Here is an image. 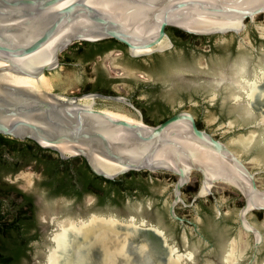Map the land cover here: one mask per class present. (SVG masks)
<instances>
[{
    "label": "water",
    "instance_id": "obj_1",
    "mask_svg": "<svg viewBox=\"0 0 264 264\" xmlns=\"http://www.w3.org/2000/svg\"><path fill=\"white\" fill-rule=\"evenodd\" d=\"M263 12L264 0H0V135L32 140L63 160L82 157L95 175L109 180L131 171L178 169L172 171L179 178L169 212L181 223L191 222L176 214L179 199L182 205L200 202L219 177L244 195L239 218L245 226L251 208L264 210L255 175L227 145L199 129L192 113L180 111L150 126L122 96L61 95L40 81L61 66V54L76 43L115 39L132 56H145L166 49L168 27L205 37L239 33L243 21ZM259 87L264 88V81ZM252 105L260 109L264 100L257 98ZM189 170L201 172L204 182L185 202L180 195ZM56 226L48 253L56 246ZM122 228L128 240L132 235L146 239L140 249L144 264H167L169 245L160 229L135 217ZM92 248L86 250L84 264H102V249L93 255Z\"/></svg>",
    "mask_w": 264,
    "mask_h": 264
},
{
    "label": "rangeland",
    "instance_id": "obj_2",
    "mask_svg": "<svg viewBox=\"0 0 264 264\" xmlns=\"http://www.w3.org/2000/svg\"><path fill=\"white\" fill-rule=\"evenodd\" d=\"M244 24L245 28L239 33L193 39L182 38L169 29L167 34L173 45L164 51L131 58L125 46V51H105L91 63H85L77 53L82 43H76L78 45L70 46L61 54V66L46 73L49 90L61 95L89 93L97 83L95 77L103 72L115 80L112 96H122L132 103L133 93L139 90L140 100L146 105L150 99L144 85H160L154 87L151 98L161 99L165 106L147 109L145 113L140 110L144 122L154 126V122L162 120L169 110L172 114L180 111L192 113L202 130L239 156L255 175L258 189L264 193V127L258 125L264 117V107H259L260 110L249 105L246 94L234 83L235 74L241 67L245 68V76L251 81L258 70L264 68V12L254 19H246ZM69 60L72 63L65 65L64 62ZM235 94L243 96L241 101H234ZM252 134L256 137L248 143L247 139ZM42 155L49 161L60 157L56 151H46ZM7 157L11 158L10 155ZM18 158L22 165L30 160L29 156L21 153ZM3 177L5 187L14 185L33 198L35 215L39 220L35 231L37 238L30 239L28 256L21 264H46L48 250L52 246L50 237L57 228L52 218L56 222L67 219L88 221L93 215L118 219L121 233L125 232L122 225L128 224L132 217L138 222L147 221L165 233L169 248H175L178 255L185 257L184 264H227L226 251L234 240L239 245V252H243L234 264H264V210L253 208L245 216L262 235L259 240L257 233L240 221L244 195L225 181L217 180L211 193L200 202L182 205L179 199L176 214L191 222L181 223L174 220L169 212L175 201V186L179 178L169 170L139 175L135 180L139 189L122 197L115 191L111 195L84 191L81 197L54 195L48 166L43 161H32L13 174L6 171ZM203 182L201 172L192 170L180 197L190 202L199 193ZM2 202L10 205L9 200H0ZM132 236L121 258L130 264H144V253L141 254L140 249L147 245V241ZM99 250V245H95L93 255ZM145 252H148L147 247ZM98 256L102 259V255Z\"/></svg>",
    "mask_w": 264,
    "mask_h": 264
},
{
    "label": "trees",
    "instance_id": "obj_3",
    "mask_svg": "<svg viewBox=\"0 0 264 264\" xmlns=\"http://www.w3.org/2000/svg\"><path fill=\"white\" fill-rule=\"evenodd\" d=\"M169 29L174 30L176 34L182 38L193 39L205 37L191 35L175 27H168L167 31ZM115 42L118 43L115 39H107L99 42H82L79 48H87V51L84 53V59L85 61H88L94 60L97 55H99L96 48L106 46L107 44L111 47L112 43ZM96 90L99 91V89ZM107 93L109 96L114 95L112 92ZM172 116L173 114L171 113H165L162 120L158 122L156 121L154 124L158 125ZM146 122L152 123L148 120H146ZM197 125L199 129H201L200 122L197 121ZM46 151L51 150L41 148L32 140L22 142L17 139L0 135V179L2 180V175H4L6 171L21 169L20 167L27 166L31 161L36 159L39 160L40 155ZM20 153L30 157V160H28L23 166H19L18 155ZM7 155H10L11 158L7 157ZM44 159L45 160L40 159V161L45 162L48 166V173L51 177L50 186L54 195L72 194L81 197L84 191L88 193L96 192L98 194L107 193V195H111V193L115 191V193L119 196L121 195V197L124 194L132 195L139 189L138 183L135 181L137 180V177L141 174H149V172L131 171L122 176V178L109 180L95 175L91 171L87 161L82 157L68 160H63L59 157L54 161H49L45 157ZM3 183L4 181L0 183V197L2 195H10L13 193L20 196L24 195L12 185L5 187V184ZM25 206L32 208L35 212V202L32 197L26 195L23 207ZM37 227L38 226L35 222L23 220L16 224L0 225V264H21L23 258L28 256L27 246L29 240L37 238V233L31 235L32 231L36 230ZM205 235L210 238L208 234Z\"/></svg>",
    "mask_w": 264,
    "mask_h": 264
},
{
    "label": "bare ground",
    "instance_id": "obj_4",
    "mask_svg": "<svg viewBox=\"0 0 264 264\" xmlns=\"http://www.w3.org/2000/svg\"><path fill=\"white\" fill-rule=\"evenodd\" d=\"M244 28L245 24L243 21L240 31ZM163 42L165 48L171 47V41L168 37L163 38ZM132 52L137 54L134 50H132ZM245 73L244 67H241V69L236 72V79L234 81L236 87L246 94V98L250 100L248 101L249 105L256 101L257 98L264 100V92L261 93V91H264V88L261 89L259 87V84L264 81V68L258 70L254 80L252 81L246 78ZM40 83L46 89H49V79L46 75H42ZM242 97L243 96L240 94H235L234 101L239 102ZM262 114H264V110ZM259 124L264 126V117L261 118ZM255 137L256 135L252 134L248 137V139H246L248 143H252ZM171 170L179 172V170L175 168H172ZM187 172L190 174L192 170ZM217 180L225 181L217 177L213 180L211 188ZM229 184L233 185L232 183ZM259 192L264 195L263 192ZM245 216L246 214L244 215V224L257 233V238L259 240L262 239L260 232L249 224ZM57 224L59 226V230L53 236L56 246L48 253V261L46 264H84L86 258L85 256L87 255L85 254L86 250L95 245H99L102 249V264H128L124 262L121 263V256L124 253L129 235L119 232L118 219L114 217H99L98 215H93L88 221L67 219L59 221ZM159 233L163 236V238H165L164 241L166 244L168 240L165 233L163 231H159ZM242 253L243 252H239V245L237 241H232L229 249L226 251L225 262L227 264L237 263ZM167 257V264L185 263V257L183 255H178L177 250L173 247L172 249L169 248ZM189 257L191 258L192 255H189Z\"/></svg>",
    "mask_w": 264,
    "mask_h": 264
},
{
    "label": "flooded vegetation",
    "instance_id": "obj_5",
    "mask_svg": "<svg viewBox=\"0 0 264 264\" xmlns=\"http://www.w3.org/2000/svg\"><path fill=\"white\" fill-rule=\"evenodd\" d=\"M172 45V43H171ZM110 45L107 44L106 46H101V47H98L96 48L99 55H101L102 53H104V51H125V45L118 42V43H112V46L109 47ZM83 48V47H82ZM78 48L77 49V53L81 55V57L83 58V60L85 61L84 59V53L87 51V48ZM128 49V48H127ZM127 53L128 55L131 57V58H135L134 56H132V54L129 52V49L127 50ZM135 55H138V54H135ZM140 55H144V54H140ZM98 56V55H97ZM93 60H88L86 61L85 63H91ZM72 62L67 61V62H64L65 65H70ZM95 80H96V85H94L92 88L89 89V93H98V94H101V95H107L108 93L107 92H112V93H115L114 89H113V86L115 85V80H113L112 78H108L104 75L103 72H100L96 77H95ZM160 85H157V86H153V85H144L143 89L146 88L147 89V94L149 95V102L146 103V105L144 104V102H142L140 100V91L137 90L133 93L132 95V99H131V102L134 104V107L138 110H141L142 113H145L147 111V109H160V108H163V105L165 106V104H163V101L161 99H155V98H151V94L154 92L153 89L154 87L157 88L159 87ZM96 89H99L96 90ZM109 96V95H108ZM118 96V95H117ZM170 110L168 113L166 114H170ZM172 114V113H171ZM175 115V114H173ZM44 157L47 159L48 157L47 156H44V155H40V158L39 160H34V161H40V159H44ZM27 162V161H26ZM25 162V163H26ZM32 162V161H31ZM31 162L28 164V166L31 164ZM24 163V164H25ZM23 164V165H24ZM22 164L19 163V166H23ZM22 168V167H20ZM20 169H14L12 170V174L13 173H16L18 172ZM3 176V175H2ZM4 181V177L2 178V180L0 179V183ZM13 187H15L17 190H19L20 192H22L21 194H24V195H18L16 193H13V194H10V195H2L0 197V200L1 201H6V200H9L10 201V205L7 206L5 203H0V225H11V224H16V223H19L21 222L22 220L23 221H28V222H35L38 226V219L35 215V212L32 208L28 207V206H25L23 207V204L25 202V197L26 195L29 196L25 191H23L22 189L20 188H17L16 186L13 185ZM31 197V196H30ZM36 207V206H35ZM25 212V213H24ZM35 231L36 230H33L31 235H34L35 234ZM30 241V240H29ZM0 247H1V239H0ZM28 253H29V243H28Z\"/></svg>",
    "mask_w": 264,
    "mask_h": 264
}]
</instances>
